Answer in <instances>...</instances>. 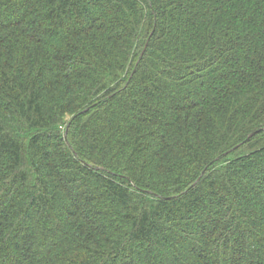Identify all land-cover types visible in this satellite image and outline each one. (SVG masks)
<instances>
[{
    "label": "trees",
    "instance_id": "obj_1",
    "mask_svg": "<svg viewBox=\"0 0 264 264\" xmlns=\"http://www.w3.org/2000/svg\"><path fill=\"white\" fill-rule=\"evenodd\" d=\"M0 264H264V0H0Z\"/></svg>",
    "mask_w": 264,
    "mask_h": 264
},
{
    "label": "water",
    "instance_id": "obj_2",
    "mask_svg": "<svg viewBox=\"0 0 264 264\" xmlns=\"http://www.w3.org/2000/svg\"><path fill=\"white\" fill-rule=\"evenodd\" d=\"M146 46H147V45H146ZM144 52H145V51L142 52V55L144 54ZM252 136H253V134L250 135V136L248 137V139H250ZM230 152H232V151H229V152L225 153L224 156H226V155L229 154ZM218 159H219V158H218ZM218 159H217V160H218ZM199 180H200V179H198L197 182H196L195 184H197V183L199 182Z\"/></svg>",
    "mask_w": 264,
    "mask_h": 264
}]
</instances>
